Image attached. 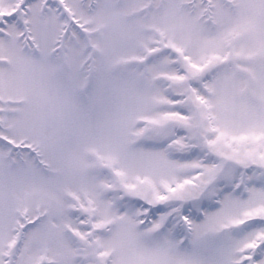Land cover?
<instances>
[{
	"label": "snow or ice",
	"instance_id": "6c2138e0",
	"mask_svg": "<svg viewBox=\"0 0 264 264\" xmlns=\"http://www.w3.org/2000/svg\"><path fill=\"white\" fill-rule=\"evenodd\" d=\"M0 264H264V0H0Z\"/></svg>",
	"mask_w": 264,
	"mask_h": 264
}]
</instances>
